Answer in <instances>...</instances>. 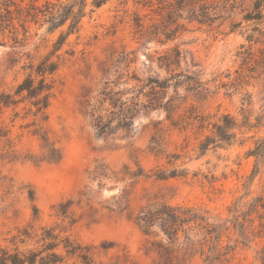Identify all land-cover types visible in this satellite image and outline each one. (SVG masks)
<instances>
[{"label":"rangeland","instance_id":"374dc122","mask_svg":"<svg viewBox=\"0 0 264 264\" xmlns=\"http://www.w3.org/2000/svg\"><path fill=\"white\" fill-rule=\"evenodd\" d=\"M136 1L109 0L83 18L79 32L68 38L61 53L73 51L74 56L55 76L47 119L38 122L47 146L33 135L34 118L25 114L23 106L0 112V135L5 136L0 137V246H10L17 229L30 226L39 233L41 227L57 226L56 231L65 228L84 245L112 244L106 255L96 256L97 262H113L126 252L128 264H151L155 256L147 255V250L152 244L165 246L166 237L158 231L145 235L135 223L146 205L167 202L199 208L222 222L231 220L228 208L236 199L244 197L243 203L256 196L264 199V162L258 163L259 173L249 181L256 160L246 156L254 141L264 137V127L243 136L237 133V139H246L243 146L235 143L203 156L197 152L199 141L210 135L212 124L223 114L238 122L246 113L251 122L264 118V35L251 31L252 24L242 20L249 0L225 4L209 0L225 6L223 19L212 26L180 21L187 31L165 45L137 40L132 26L135 14L146 25L158 17ZM235 24L238 27L232 29ZM59 32L46 35L43 28L31 24L15 49L12 41L0 36L4 43L0 47V93L11 91L24 78L22 67L31 60L24 54L37 61L51 49ZM174 45L185 55L182 68L198 75L210 93L203 100L189 96L173 113L172 121L164 110H152L134 119L129 135L96 136L85 105L96 94L104 70L122 51H134L136 62L131 70L140 76H163L156 58ZM191 106L195 115L207 118L203 129L187 119ZM152 138L162 142L163 155L150 152ZM158 169L185 173L158 181L150 177ZM60 205H68L65 219L57 216ZM257 225V221L252 227L246 224V231ZM228 236L235 240L238 233L231 229ZM250 240L247 246L238 245L232 264H260L264 232ZM62 264L80 263L71 259Z\"/></svg>","mask_w":264,"mask_h":264},{"label":"trees","instance_id":"16d2710c","mask_svg":"<svg viewBox=\"0 0 264 264\" xmlns=\"http://www.w3.org/2000/svg\"><path fill=\"white\" fill-rule=\"evenodd\" d=\"M109 0H0V36L12 41V49L21 46L28 33L29 25H38L46 35L60 31L52 42L51 49L37 61H32L22 68L26 74L15 88L0 93V112L6 109L16 110L23 106L26 115L34 118L33 135L38 136L47 146L45 132L38 127L39 121L47 119L46 111L54 96L55 76L58 71L74 56L73 51L61 53L68 38L79 32L83 18L106 5ZM155 1V2H154ZM224 4L234 0H223ZM136 5L149 8L158 17L149 19L146 25L135 14L133 18L134 35L138 41L156 42L160 45L174 43L187 30L184 24L196 22L212 26L223 19L225 6H219L209 0H137ZM156 6L155 9L153 7ZM87 7L90 10L87 11ZM233 8V7H232ZM242 20L252 24L251 31L264 35V0H249V6L243 10ZM145 17V16H144ZM19 27L22 38H19ZM238 24L232 25V29ZM66 28L65 31L62 29ZM4 43L0 41V47ZM184 53L178 45L166 49L156 58L158 71L163 76H140L131 67L136 62L134 51H122L112 66L104 70L102 81L96 94L86 101L85 114L98 137H114L119 132L129 135L134 119L152 110H164L167 117L186 102L189 96L203 100L210 91L194 72L182 68ZM180 91H183L182 95ZM190 116L203 129L207 118L195 115V108L189 107ZM243 115L238 122L234 116L223 114L212 124L210 135L204 136L198 143L199 156L209 150L229 147L235 143L243 146L246 139H237V133L243 136L249 132H259L264 127V118ZM178 127L176 122L171 124ZM0 137H5L0 135ZM254 136L249 137L253 139ZM149 150L155 156L163 155L162 142L155 138L150 141ZM247 157L256 160L249 181L259 173L258 163L264 162V137L254 141V146L246 152ZM176 160V156H170ZM184 171L176 169H158L150 177L158 181L182 177ZM249 193H246L248 196ZM244 197L236 199L228 213L231 220L220 222L212 218L207 211L199 208L171 205L167 202H155L141 208L135 217V223L145 235L161 232L166 237V245L152 244L147 255L153 253L151 264H232L238 245L247 246L264 232V199L261 196L244 202ZM57 216L66 217L68 205H60ZM37 211V210H35ZM257 221V229L252 227ZM71 222L70 225H72ZM230 223L231 227L226 226ZM56 227H41L36 232L27 226L16 230L9 240L10 246H0V264H62L76 259L80 264H128L129 256L123 252L113 262H97L96 256L106 255L112 244L103 243L99 248L84 245L73 240L65 228L56 231ZM233 229L238 238L228 236ZM223 238L226 239L223 244ZM240 239L241 241H238ZM260 264H264V250L259 253Z\"/></svg>","mask_w":264,"mask_h":264}]
</instances>
